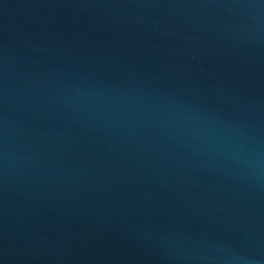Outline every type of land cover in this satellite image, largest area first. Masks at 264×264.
Listing matches in <instances>:
<instances>
[{
    "label": "water",
    "instance_id": "1",
    "mask_svg": "<svg viewBox=\"0 0 264 264\" xmlns=\"http://www.w3.org/2000/svg\"><path fill=\"white\" fill-rule=\"evenodd\" d=\"M0 264H264V0H0Z\"/></svg>",
    "mask_w": 264,
    "mask_h": 264
}]
</instances>
